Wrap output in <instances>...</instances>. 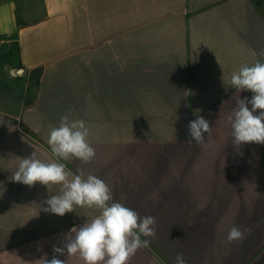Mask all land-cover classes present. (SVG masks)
Segmentation results:
<instances>
[{
  "label": "crops",
  "instance_id": "0c3cea01",
  "mask_svg": "<svg viewBox=\"0 0 264 264\" xmlns=\"http://www.w3.org/2000/svg\"><path fill=\"white\" fill-rule=\"evenodd\" d=\"M261 53L264 0H0V264H84L53 247L100 210L46 212L62 186L13 179L33 153L59 160L47 140L64 115L96 156L59 162L156 218L128 264H264V145L237 148L227 122L253 96L231 76ZM198 115L211 136L188 144ZM234 225L250 232L229 243Z\"/></svg>",
  "mask_w": 264,
  "mask_h": 264
},
{
  "label": "clouds",
  "instance_id": "9594fccd",
  "mask_svg": "<svg viewBox=\"0 0 264 264\" xmlns=\"http://www.w3.org/2000/svg\"><path fill=\"white\" fill-rule=\"evenodd\" d=\"M230 84L238 92L253 93L250 100L238 99L237 106L227 117L232 129V143L237 148L245 143L264 145V63L258 61L251 66H241L232 74ZM257 110L261 111L257 114ZM188 129V144L193 141L204 144V133L208 134V138L211 136L209 121L203 116L198 115L190 121ZM88 137L89 129L85 121H70L64 115L59 126L51 129L47 143L53 156L59 160L76 158L87 164L96 156ZM59 160L44 162L33 153L21 159L13 174L16 182L27 186H34L37 182L46 186H62L60 195L47 199L46 212L62 217L73 212L76 206L100 210L98 216L82 227H73L64 237L63 246L53 247L54 253L78 255L84 264H128L139 249L149 247L151 241L141 237H155V217H141L135 210L114 202L110 187L102 179L91 173L87 176L83 172L74 175ZM248 232L250 229L234 225L230 227L226 239L229 243L241 242ZM43 264H66V260L54 255L50 260L43 259ZM174 264H187L182 253H177Z\"/></svg>",
  "mask_w": 264,
  "mask_h": 264
}]
</instances>
